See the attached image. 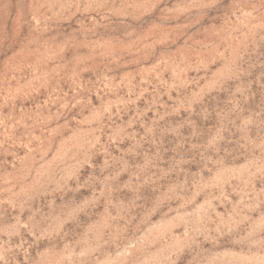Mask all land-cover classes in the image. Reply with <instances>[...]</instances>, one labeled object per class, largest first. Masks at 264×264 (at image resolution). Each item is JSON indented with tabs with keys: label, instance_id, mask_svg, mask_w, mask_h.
<instances>
[{
	"label": "rangeland",
	"instance_id": "obj_1",
	"mask_svg": "<svg viewBox=\"0 0 264 264\" xmlns=\"http://www.w3.org/2000/svg\"><path fill=\"white\" fill-rule=\"evenodd\" d=\"M0 264H264V0H0Z\"/></svg>",
	"mask_w": 264,
	"mask_h": 264
}]
</instances>
